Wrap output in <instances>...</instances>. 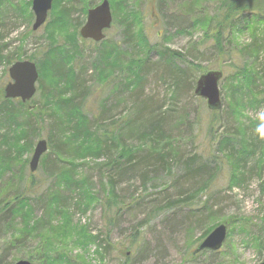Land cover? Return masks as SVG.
<instances>
[{
	"label": "rangeland",
	"instance_id": "rangeland-1",
	"mask_svg": "<svg viewBox=\"0 0 264 264\" xmlns=\"http://www.w3.org/2000/svg\"><path fill=\"white\" fill-rule=\"evenodd\" d=\"M10 1L21 11L13 15L9 13L12 9L7 8V2L0 6L1 13L6 15L5 21L0 22L4 27L0 29L4 37L0 42L2 57L10 56L14 59L21 50L23 60L32 56L37 63L40 62L39 69L42 67L44 71L46 66L44 63L41 64L43 61L41 59L47 49L50 48L51 51L52 46H64L67 53L74 54L77 48L78 51L75 52L71 63L65 65H72L73 70L78 74V81L83 82L81 95L88 118L92 120L93 116L97 118L101 115L102 111L99 109L101 103H105L106 106L101 117L104 119L102 122L109 125L108 132L112 130L116 132L114 128L112 129L111 123H116L120 128L121 126L126 128V123L136 117L139 121L136 125H131V128L135 130H137L136 126H140L136 134H128L125 130L122 134L119 130L115 134L118 137L117 141L125 144L127 149H131L145 144L143 135L146 133L147 125L143 123L144 120L152 112L153 114L167 113L163 128L165 134L171 137L177 153L173 160L169 159L170 172L157 170L146 186L141 185L140 174H130L123 180H117L115 189L120 201L119 206L125 205L126 207H119L123 211L111 227L109 225L112 221L110 222V218H107L111 198L105 185L104 175L99 172V168H96V165L102 163L104 159L99 161H92L90 158L78 160L80 165L84 164L82 171L77 174L78 180L87 185L88 188L85 191L89 190L88 199H92L93 203L91 206L70 212L72 223L80 225L88 237L87 240L82 238L80 246H74L71 252L68 251L72 249L71 241L66 239L64 245L66 251L62 254L72 259L71 264H260L264 259V248L258 249L257 243L260 240L264 241V167L260 174L257 169L263 164L258 163V167L256 165L258 152L257 155L246 156L244 168L239 167L238 171H235V179L243 177L242 183L232 185L234 162L225 159L218 151V147L221 136L227 134L232 142L226 150L237 151L241 146L237 134L239 124L243 122L244 125H248L247 135L254 133L255 136L257 126L249 125V121L264 122L259 119L261 115H264V102L242 113L234 103V101L238 102L237 95H233L230 90L231 84L235 83L234 75L238 76L240 81L244 80L242 72L246 69L250 83L241 81L238 84H241L244 90L252 91V97L257 101L263 98L264 76L262 80V73L258 72L261 66L264 67V24L253 20L248 21L250 12L246 11L234 23L236 28L241 29V32L233 34L228 31L224 32L220 46L221 52H219L215 39L212 37L213 32L205 34L204 27L211 18L217 16L218 19H222L226 12V9L222 8L224 0H165V5L160 9L154 0L126 1V7L129 6L132 11L143 13L139 28L146 45L179 53L187 62L183 64L177 60L171 66L167 59L163 60L156 52H152L147 62V73H144L142 90L136 96L130 91L119 92L117 84L122 81L119 72L120 64L116 65L115 71L109 68V64L114 63V55L110 54L114 48L119 52L124 51L121 53L124 63L129 59V55L133 54L134 43L124 41L120 25L113 24L105 33V39L100 43L81 40L80 28H78L75 48L66 43L70 35L65 38L56 35L52 41L55 43L49 45V41L44 38L45 24L38 30L32 31L34 16L31 12V4L29 10L32 18L30 20L24 8V3L29 0ZM90 1L93 5H98L102 0ZM50 12L46 24L49 22ZM253 14L256 15L255 18L260 16L264 20V11H257L250 16ZM75 17L82 19L79 10ZM195 20L198 26L193 29L192 22ZM84 21L85 16H83L82 24ZM178 30H188V32L186 34L177 33ZM254 42L260 44L263 50L256 49V47L245 49ZM1 45H6L7 48L3 49ZM97 50L110 54L107 59L109 67L103 69L102 79H99V81H105L104 83L98 82L99 77L94 80L92 78L94 68L90 64L97 57ZM135 52L139 53L141 58H144L146 53L141 44L139 52L138 49ZM9 67L0 62V94L3 96L4 87L9 82ZM173 67L186 73L185 76L180 75V77L184 78L183 81H186L187 86L185 89L181 86L180 91L176 93L175 100H170ZM127 71L125 75L129 79L132 74ZM208 71H220L223 74L219 82L221 109L216 113L219 122L217 121L218 124L214 126L212 135L208 132L212 112L207 109L205 100L193 94L197 78ZM39 84L38 76L36 93L27 104L30 107H36L42 103L49 91L48 84L44 80L41 89ZM141 102L145 103L147 108L143 111V106H140L137 108L138 115L133 116L135 105ZM239 113L242 114L240 115L242 118H239ZM234 117L237 122L233 119ZM47 127L46 125L40 129L34 146L40 140L48 142L50 132ZM32 153L22 174H18L16 170L0 174V197L5 194L8 200L22 194L28 199L33 209V215H31L38 222L44 216L43 200L48 191L55 186V194L67 195V193L63 189L58 190L57 187L62 177L48 176L41 167L43 158L54 160L49 148L40 159L38 169L33 174L28 168ZM141 156L142 154H139L138 158ZM194 157H196L195 167L203 164L206 168L199 174L186 178L184 164ZM263 158L264 154L260 156V160ZM147 160L150 161L149 158ZM143 165L145 163H142ZM31 180L32 184H30ZM202 182L207 184L206 190L195 191ZM132 197L135 201H132ZM178 198H188V205L176 204ZM168 204L171 206L168 207ZM208 213H211L214 218L210 221L203 219L199 227H194L195 229L191 232L186 231L187 226L195 219ZM193 214L195 218L192 217ZM52 224L56 226L58 223L53 221ZM222 224L227 227V237L221 250L214 255L209 252L194 254L192 258L194 250L202 241L201 235L208 229L211 231ZM241 225L244 226L246 232L241 230ZM26 226L36 227L35 224H26L21 218H17L8 231L9 234L5 233L0 240V247L3 242L12 239ZM49 228L50 226L47 232ZM44 231L39 229L38 232L33 233L24 247L19 246L14 249L5 261L15 263L19 260H28L30 256L36 259L38 257L36 255L41 250L42 241L46 237ZM133 231L138 232L137 243L129 249L128 241ZM98 235L105 241L104 245L110 246L106 258H103L95 244L94 239ZM245 256L251 259L245 260ZM64 260L57 258L58 264H63ZM33 264H38V262L34 260Z\"/></svg>",
	"mask_w": 264,
	"mask_h": 264
},
{
	"label": "trees",
	"instance_id": "trees-1",
	"mask_svg": "<svg viewBox=\"0 0 264 264\" xmlns=\"http://www.w3.org/2000/svg\"><path fill=\"white\" fill-rule=\"evenodd\" d=\"M107 1L113 13L112 17H114L112 25L118 24L121 26L123 38L126 43H134L132 47L133 54L129 55V59L124 63V57L121 54L124 53V51L120 50L119 52L114 48V51L110 52V54L112 53L114 55V63L109 64V67L107 59L110 54H106L103 50H97V57L90 64L91 67L94 68V75L92 74L93 80L99 77L98 82L104 83L105 81H99V79H102L103 69L109 67L111 70L115 71L117 68L116 65L120 64L119 72L122 76V81L117 84L119 87L118 89H120L119 92L123 93L130 91L138 96L142 90L144 73H147V62L152 52H156L163 60L167 59L168 64L171 66L174 65L173 62L177 60L183 64L187 63L185 58L179 53L172 52L165 48L160 49L146 45L142 37L143 34L139 28L143 13L132 11L129 6L126 7V1L128 0ZM5 2L8 3L7 8L12 9L9 13L15 15L16 12L21 11V9L10 0H0V6ZM31 2L32 1L29 0V2L24 3V8L27 11L29 20L32 18V14L29 10ZM154 2L159 9L161 6L165 5V0H154ZM95 6L96 5H93L90 0H55L52 3L49 22L47 24L45 22L46 26L44 27V38L49 41V45L54 41L56 35H58V37L64 36V38L70 35V38L66 39V43L67 45L76 47L78 37L77 30L83 25V16H86V12L89 8ZM222 8L226 9L222 19H218L219 17L217 16L211 18L204 27L206 31L205 34L213 32L212 37L215 39L219 52H221L220 46L224 32L228 31L230 34L240 33L241 29L236 28L234 24L237 18L242 16L246 11H249L250 15L257 11H264V0H224ZM78 10L82 14V19L81 17H75ZM250 15H248V18H250L248 21L253 20L264 24V20L261 19L260 16L255 18L256 15ZM4 18H6V15L2 14L0 11V22H4ZM197 24L196 20L193 21L192 28L195 29L198 26ZM2 25L3 24L0 23V29L4 28ZM68 31L69 33L70 31L72 32L69 34ZM187 32L188 30L177 31V33L184 34ZM1 33L3 32L0 31V42L4 38ZM140 44L144 46V50L146 51L144 58H141V55L135 52L137 49L139 52ZM113 45V47H115V44ZM248 47H256V49L260 48L263 50V47L257 42L248 45L245 49ZM1 48L5 49L7 46L1 45ZM76 51H78L77 48H75L73 53L75 54ZM74 54L67 53L64 46H52L51 51L50 48L47 49L41 59L43 60L41 64L44 63L46 66V70L44 71H42V67L40 69L38 67L40 62L37 63L32 56L27 58L26 61H30L37 66L40 81L39 88L41 89L43 87V80L48 84V86H46L49 91L44 96L42 103L38 104V106L30 107L27 105L28 102L22 103L19 100H6L4 96L0 94V174L5 171L12 172L13 170H16L18 174L23 173L22 170L26 167L28 158L32 153L34 141L38 137L40 129L47 125L50 132L47 146L54 160L43 158L41 167L44 168L48 176H61V183L57 186L58 190L63 189L64 192L67 193V195L55 194V186L51 188L43 200V219L38 222L32 217V206L28 199L22 194L16 195L8 200L5 194L3 197H0V240L5 233L9 234L8 231H10L12 224L17 218H21L26 224L30 223L36 225V227H24V229H21L12 239L3 242V245L0 247V264H11V262H6L5 258L10 256L12 251L19 246L24 247L29 237L32 236L33 233L38 232L39 229H41V231L45 230L44 233L46 237H44V241H42L41 250L38 255H36L38 257L35 259L33 256H30L28 261L33 263V261L36 260L38 264H58L57 258H62L65 259L63 264H71L72 259L62 254L66 251L64 246L66 239L68 238L71 241L70 245L72 249H68V251L71 252L74 246H80L82 238L87 240L88 237L87 234L84 233L85 230H83L80 225L77 226L72 223L70 212L74 211V209L79 210L81 207L91 206L93 203L92 199H88L89 190L85 191V189L88 188L87 185L78 180L77 174L82 171L84 167V164L80 165L78 160L90 158L92 161H99L100 159H104L102 163L96 165V168H99V172L104 175L105 185L111 198V205L108 206L107 215V218H110V222L112 221L109 225V227H111L118 218L117 216L123 211V209L121 210L120 208L126 207L125 205L119 206L120 201L115 189L117 180H123L130 174H140L139 176L142 178L141 185L146 186L147 183L150 182V179H152L151 177H154L157 170L161 169L170 172L169 159L172 158L173 160L177 155L171 137L165 134L163 128L166 118L165 114L167 113L153 114L152 112L143 122L147 125L145 128L146 133L143 135L145 144L141 147H133L131 149H127L125 144L117 141L118 137L115 134L118 130L120 134H122L124 130L128 132V134H136L140 126H136L137 130L131 128V125H136V122L139 121L136 117H133L131 122L126 123V128H123V126L120 128L116 123H111L112 129L114 128L116 132L114 130L108 132L107 128H109V125H105L104 122H102L104 119L101 117L106 110V106L105 103H101L99 107L100 111H102V113H100L101 115L97 118L93 116V119L90 120L84 111V101L81 95L83 82L80 83V80L78 81V74L75 73L72 65H65L69 62L71 63ZM22 56L21 50L18 51L14 59L10 56L2 57L0 55V62L6 67H9L15 62L23 61ZM127 70L132 74V77L129 79L127 75H125ZM263 70L264 67L261 66L258 72L262 73V80L264 76ZM172 72L174 75L171 73L173 82L170 85L172 88L170 100H175L176 93L180 91V87L182 86V88L185 89L187 86L186 81H183L184 78L180 77V75L185 76L186 73L177 67H173ZM246 74L247 72L245 69L242 72L244 80L241 81H245L248 84L250 83V77ZM112 76L114 77L115 73ZM233 78L235 83L231 84L232 87H230V90L233 95H237L238 102L234 101V103L242 113L248 108H256L260 103L264 102V95L261 101H257L252 97V91L244 90L243 86L238 84L241 83L238 76L234 75ZM46 80L48 82H46ZM257 93L258 92H256V94ZM145 105L146 104L142 102L137 106L135 105L133 116L138 115L137 113L139 111H137V108L140 106H143V111H145L147 108ZM216 113L217 112H212L211 120L208 124V132L211 135L213 134L214 126L219 122ZM238 115L239 118H242V116H240L242 114L239 113ZM233 119L237 122L235 117ZM260 123L262 122L249 121V125L252 126H258ZM247 126L244 125L243 122L238 126L237 134L239 135V143L241 146L237 151L234 149L226 150L232 142V139L227 134H223L219 142L218 151L221 152L225 159L234 162L232 165L234 168L231 178L232 185L235 183L240 185L242 183L241 180L243 177L235 179V171H238L239 167L241 169L244 168V163L247 160L246 156L257 155L258 152L259 157L256 161V165L258 167L259 164H263L257 169L259 174L264 167V158L260 160V156L264 154V139L261 140L262 138H260L257 133L255 136L254 133L252 135H247L249 129ZM117 127L119 129H117ZM118 149H120L119 152ZM139 154H142V156L138 158ZM148 158L150 161L147 160ZM195 158L196 157L187 160L184 164V176L186 178L199 174V172H202L206 168L203 164L195 167ZM142 163H145V165L142 166ZM30 184H32V180ZM206 188L207 184L202 182L195 191L203 192ZM187 200L188 198H178L175 203L188 205ZM132 201H135L133 197ZM167 206L170 207L171 204ZM212 216L211 213L200 216L199 219H195L192 224L187 226L186 231L191 232L195 229L194 227H199L202 224L203 219L210 221L214 218ZM192 217L195 218V215L193 214ZM53 221H56L58 224L53 226ZM50 224H52V226ZM49 226L50 228L47 232ZM241 230L245 231L242 225ZM211 231L209 229L205 231L201 235V240ZM137 233V231L131 232L128 241L129 249L133 248L137 243ZM94 241L103 258H106L109 254L110 246L108 244L104 245L105 241L101 239L100 235L95 237ZM257 248L262 250L264 248V241H258ZM205 252L207 251L199 254H204ZM209 253L211 255L216 254L212 252ZM192 255V258H194V253Z\"/></svg>",
	"mask_w": 264,
	"mask_h": 264
},
{
	"label": "water",
	"instance_id": "water-1",
	"mask_svg": "<svg viewBox=\"0 0 264 264\" xmlns=\"http://www.w3.org/2000/svg\"><path fill=\"white\" fill-rule=\"evenodd\" d=\"M54 0H32L31 12L34 16L32 31L42 27L52 9ZM112 24V13L107 0H102L97 6L87 10L84 24L79 29V37L84 41L100 43L105 39V32ZM9 82L4 87V99L20 100L22 103L30 101L36 93L38 71L36 65L30 61H19L8 68ZM223 77L220 71H208L201 74L194 85L195 97L205 100L210 112H218L221 109V94L219 82ZM47 152V142L38 141L30 158L28 168L33 174L38 169L41 157ZM227 237V227L219 225L214 228L207 237L197 246L194 254L204 251L218 252L222 248ZM12 264H33L28 260H19ZM264 264V260L260 263Z\"/></svg>",
	"mask_w": 264,
	"mask_h": 264
},
{
	"label": "clouds",
	"instance_id": "clouds-1",
	"mask_svg": "<svg viewBox=\"0 0 264 264\" xmlns=\"http://www.w3.org/2000/svg\"><path fill=\"white\" fill-rule=\"evenodd\" d=\"M259 119H260L261 121H264V115H261V116L259 117ZM255 132L257 133V135H258L260 138H264V122L260 123V124L256 127ZM244 259H245V260H250L251 257H249V256H245Z\"/></svg>",
	"mask_w": 264,
	"mask_h": 264
}]
</instances>
